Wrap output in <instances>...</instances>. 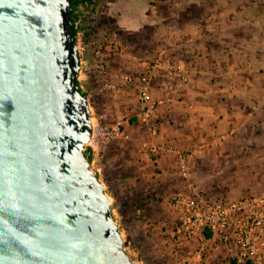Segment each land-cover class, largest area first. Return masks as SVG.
Returning a JSON list of instances; mask_svg holds the SVG:
<instances>
[{
	"label": "rangeland",
	"instance_id": "374dc122",
	"mask_svg": "<svg viewBox=\"0 0 264 264\" xmlns=\"http://www.w3.org/2000/svg\"><path fill=\"white\" fill-rule=\"evenodd\" d=\"M157 3L152 26L127 32L115 28L98 0L73 3L74 24L83 26L76 38L78 83L94 130L124 125L120 138L89 145L91 168L112 198L134 261L215 264L226 251L210 238H173L177 214L170 200L192 185L214 200L264 193V0ZM97 13L103 25L89 28ZM161 50L185 67L188 83L170 91L166 80H155L152 96L164 103L143 124L135 117L138 86L129 81L139 74L134 57L151 60ZM151 143L159 152L145 157ZM185 154L187 177L179 163Z\"/></svg>",
	"mask_w": 264,
	"mask_h": 264
},
{
	"label": "water",
	"instance_id": "95a60500",
	"mask_svg": "<svg viewBox=\"0 0 264 264\" xmlns=\"http://www.w3.org/2000/svg\"><path fill=\"white\" fill-rule=\"evenodd\" d=\"M73 0H0V264H138L91 168Z\"/></svg>",
	"mask_w": 264,
	"mask_h": 264
},
{
	"label": "built area",
	"instance_id": "2783aa9c",
	"mask_svg": "<svg viewBox=\"0 0 264 264\" xmlns=\"http://www.w3.org/2000/svg\"><path fill=\"white\" fill-rule=\"evenodd\" d=\"M153 10L157 0H148ZM102 0H98V4ZM95 18V17H94ZM89 22V28L99 29L102 20ZM76 38L78 27L74 24ZM79 48V46H78ZM139 74L129 81L138 86L137 109L135 117L143 124L156 115L164 100L152 96V84L158 78L166 80L170 91L183 88L188 80L187 73L170 57L167 50H161L151 60L134 57ZM81 69V67H80ZM80 72V71H79ZM123 122L117 121L112 127H96L89 142L90 147H101L123 135ZM156 133L155 130L152 132ZM160 147L151 143L145 146L144 156L159 152ZM190 155H180V171L187 177L186 160ZM170 204L177 214V223L172 236L177 241H192L198 238H210L217 250L224 249V264H264V193L250 194L229 201L214 200L206 196L196 186H190L186 193L174 194Z\"/></svg>",
	"mask_w": 264,
	"mask_h": 264
},
{
	"label": "crops",
	"instance_id": "0c3cea01",
	"mask_svg": "<svg viewBox=\"0 0 264 264\" xmlns=\"http://www.w3.org/2000/svg\"><path fill=\"white\" fill-rule=\"evenodd\" d=\"M102 5H103L102 7L104 14L114 24L115 28L126 32L141 30L146 25L152 26L153 24L151 23H154L155 21L154 20L152 21L150 15L151 14L155 15L156 13H158V9H157L158 3L156 4L155 8L152 10L150 8V4L148 0H105ZM133 19L135 21L134 24L132 25ZM180 67L182 69H185V67L182 65H180ZM198 99H199L198 101H200L201 103H206V101L208 100V98L204 99V96H200ZM190 102L192 103V100H190ZM225 258L226 256L221 258L219 262L215 261L216 262L215 264H224Z\"/></svg>",
	"mask_w": 264,
	"mask_h": 264
},
{
	"label": "trees",
	"instance_id": "16d2710c",
	"mask_svg": "<svg viewBox=\"0 0 264 264\" xmlns=\"http://www.w3.org/2000/svg\"><path fill=\"white\" fill-rule=\"evenodd\" d=\"M75 0H73V3H74ZM74 36H75V39H76V29H75V26H74ZM79 88H80V85H79ZM81 90V88H80Z\"/></svg>",
	"mask_w": 264,
	"mask_h": 264
}]
</instances>
